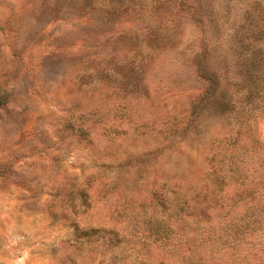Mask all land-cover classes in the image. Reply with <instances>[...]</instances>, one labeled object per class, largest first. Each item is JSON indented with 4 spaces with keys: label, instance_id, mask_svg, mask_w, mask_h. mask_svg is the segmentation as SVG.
Segmentation results:
<instances>
[{
    "label": "rangeland",
    "instance_id": "obj_1",
    "mask_svg": "<svg viewBox=\"0 0 264 264\" xmlns=\"http://www.w3.org/2000/svg\"><path fill=\"white\" fill-rule=\"evenodd\" d=\"M258 70L264 0H0V264H144L75 224L133 237L164 184L206 202L220 142L264 197ZM241 249L264 264V225Z\"/></svg>",
    "mask_w": 264,
    "mask_h": 264
},
{
    "label": "trees",
    "instance_id": "obj_2",
    "mask_svg": "<svg viewBox=\"0 0 264 264\" xmlns=\"http://www.w3.org/2000/svg\"><path fill=\"white\" fill-rule=\"evenodd\" d=\"M249 63L250 71L257 66L253 57H250ZM204 72L210 86L194 109L198 115L207 109V103L217 90L216 78L208 71ZM254 75L257 83L252 95L262 101L264 71L258 70ZM7 97L8 92L0 89V109L7 108ZM225 105L224 102L218 107L222 109ZM252 106L255 111L260 105ZM222 144L219 143L218 153L210 161L208 176L215 186L206 202L189 189L164 184L157 191L158 198L152 212L145 205L131 215L142 219L141 226L133 228L135 236L141 234L139 239L134 235L128 237L133 231L130 225L122 230L92 228L80 232L78 224H75L77 233L93 238L101 232L99 237L109 243L129 247L145 255L147 260L144 264H247L241 245L249 231L255 232L264 225L256 215L264 209V197L260 195L257 183L248 181L249 171L242 154L235 152L228 155L225 149H221ZM245 200V207L240 208L239 202ZM224 249H227V255L222 254Z\"/></svg>",
    "mask_w": 264,
    "mask_h": 264
}]
</instances>
